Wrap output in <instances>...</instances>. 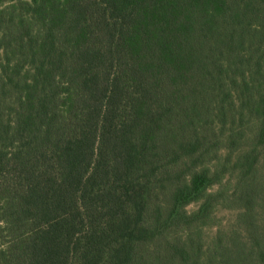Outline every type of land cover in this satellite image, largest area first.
<instances>
[{
  "label": "trees",
  "instance_id": "16d2710c",
  "mask_svg": "<svg viewBox=\"0 0 264 264\" xmlns=\"http://www.w3.org/2000/svg\"><path fill=\"white\" fill-rule=\"evenodd\" d=\"M0 264H264V0H0Z\"/></svg>",
  "mask_w": 264,
  "mask_h": 264
},
{
  "label": "rangeland",
  "instance_id": "374dc122",
  "mask_svg": "<svg viewBox=\"0 0 264 264\" xmlns=\"http://www.w3.org/2000/svg\"><path fill=\"white\" fill-rule=\"evenodd\" d=\"M198 205H199V202L191 203V204L187 205L185 207V209H186V211L191 212V211L196 210ZM231 216H232V212L231 211L223 210V209H220V210L216 211V218L221 220L222 222H225ZM214 230H215V228L213 226L208 228V229H206L208 234L213 233Z\"/></svg>",
  "mask_w": 264,
  "mask_h": 264
}]
</instances>
